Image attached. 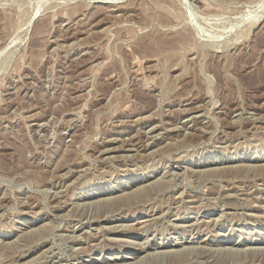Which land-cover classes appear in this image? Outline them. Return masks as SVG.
Segmentation results:
<instances>
[{
	"label": "rangeland",
	"instance_id": "rangeland-1",
	"mask_svg": "<svg viewBox=\"0 0 264 264\" xmlns=\"http://www.w3.org/2000/svg\"><path fill=\"white\" fill-rule=\"evenodd\" d=\"M0 19V264H264V0Z\"/></svg>",
	"mask_w": 264,
	"mask_h": 264
},
{
	"label": "bare ground",
	"instance_id": "bare-ground-1",
	"mask_svg": "<svg viewBox=\"0 0 264 264\" xmlns=\"http://www.w3.org/2000/svg\"><path fill=\"white\" fill-rule=\"evenodd\" d=\"M25 1V0H24ZM19 5H21V4H19ZM42 9V8H41ZM4 13V12H3ZM65 13V12H64ZM107 15V14H106ZM5 16V15H4ZM5 18V17H4ZM3 19V18H2ZM70 19V18H69ZM1 20V19H0ZM4 20V19H3ZM5 22V21H4ZM3 23V22H2ZM109 29V28H108ZM102 30V29H101ZM103 30H104V28H103ZM134 32V31H133ZM115 33V32H114ZM106 34V33H105ZM130 34H132L131 32H130ZM14 37H15V35H14ZM120 37V36H119ZM12 40V39H11ZM216 40V39H215ZM12 44V43H11ZM72 44V43H71ZM56 46V45H55ZM71 46V45H70ZM5 49V48H4ZM70 49V48H69ZM129 49V48H128ZM4 51V50H3ZM131 52V51H130ZM1 56V55H0ZM78 59V58H77ZM183 112V111H182ZM36 115V114H35ZM24 117V116H23ZM148 118V117H147ZM21 119V118H20ZM235 122V121H234ZM155 127V126H154ZM151 128H153V127H151ZM39 130V129H38ZM186 135V134H185ZM190 136V135H189ZM43 141V140H42ZM128 142V141H127ZM101 144H102V142H101ZM173 146V145H172ZM47 147V146H46ZM110 149V148H109ZM131 149V148H130ZM102 153H106V152H108V150H102L101 151ZM100 152V153H101ZM85 156V155H84ZM130 156V155H129ZM141 156V155H140ZM232 159V158H231ZM230 168V167H229ZM233 168H235V167H233ZM237 168H239V167H237ZM236 169V168H235ZM84 171V170H83ZM88 171V170H87ZM81 176V175H80ZM251 176V175H250ZM182 187V186H181ZM225 188V187H224ZM97 192V191H96ZM47 193H48V191H47ZM57 193V192H56ZM91 193V192H90ZM93 193V192H92ZM231 194V193H230ZM181 195V194H180ZM55 196H57V195H55ZM229 196V195H228ZM60 201V200H59ZM90 217V216H89ZM148 219V218H147ZM83 222V221H82ZM56 224V223H55ZM111 227V226H110ZM134 227V226H133ZM57 251V250H56ZM44 252V251H43ZM36 259V258H35Z\"/></svg>",
	"mask_w": 264,
	"mask_h": 264
}]
</instances>
